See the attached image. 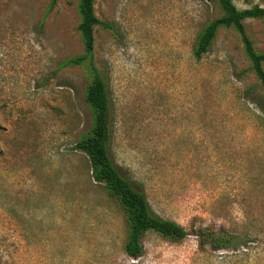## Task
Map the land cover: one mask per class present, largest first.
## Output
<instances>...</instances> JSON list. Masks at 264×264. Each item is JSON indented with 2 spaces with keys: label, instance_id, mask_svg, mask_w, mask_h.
Listing matches in <instances>:
<instances>
[{
  "label": "rangeland",
  "instance_id": "1",
  "mask_svg": "<svg viewBox=\"0 0 264 264\" xmlns=\"http://www.w3.org/2000/svg\"><path fill=\"white\" fill-rule=\"evenodd\" d=\"M239 9L264 0H232ZM79 0H0V264H264V86L208 0H95L93 63L112 112L109 154L151 209L189 231H148L126 255L117 201L75 148L90 129ZM264 52V16L243 20ZM264 69V64H263ZM234 237L199 245L192 229Z\"/></svg>",
  "mask_w": 264,
  "mask_h": 264
},
{
  "label": "trees",
  "instance_id": "2",
  "mask_svg": "<svg viewBox=\"0 0 264 264\" xmlns=\"http://www.w3.org/2000/svg\"><path fill=\"white\" fill-rule=\"evenodd\" d=\"M57 0H51L54 4ZM95 0H79L80 22L77 26L83 41V54L71 59L73 64L86 65L91 73V81L86 87L85 101L92 114L89 131L79 139L75 148L82 151L90 165L93 180L103 183L109 196L114 198L121 208L127 229L123 249L127 256L136 258L143 252L142 239L146 232L152 231L171 240L184 239L189 231L175 221L158 216L150 207L143 190L135 188L132 183L116 169L109 154L111 139L112 112L107 84L93 63V46L95 27L102 22L94 11ZM216 2L222 14L207 23L196 40L193 55L200 59L209 49L218 30L231 28L238 33L243 54L250 63V69L258 82L264 86V52H258L247 36L243 20L251 17H263L264 6L253 5L239 9L232 0H208ZM199 236V245L204 243L214 249H226L234 237L223 230L208 227L192 229Z\"/></svg>",
  "mask_w": 264,
  "mask_h": 264
}]
</instances>
